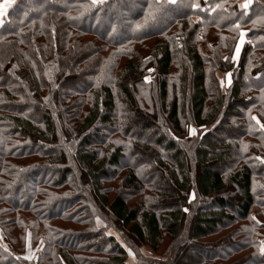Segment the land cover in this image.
<instances>
[{"label": "trees", "instance_id": "1", "mask_svg": "<svg viewBox=\"0 0 264 264\" xmlns=\"http://www.w3.org/2000/svg\"><path fill=\"white\" fill-rule=\"evenodd\" d=\"M242 1L11 5L0 264H264V0Z\"/></svg>", "mask_w": 264, "mask_h": 264}, {"label": "rangeland", "instance_id": "2", "mask_svg": "<svg viewBox=\"0 0 264 264\" xmlns=\"http://www.w3.org/2000/svg\"><path fill=\"white\" fill-rule=\"evenodd\" d=\"M16 0H10V2L6 3V0H4L0 5H5L3 10H2V14H0V26L2 25L3 23V16L5 15L6 11L11 7L12 4L15 3ZM104 1V0H102ZM244 3V0L241 2V4ZM231 74V83L229 84L228 83V77L226 76V73L224 72H217V77H218V80H219V84H220V88H221V91L223 93H228L229 92V89H230V86L232 85L233 83V72H230ZM190 129H194V134H189L190 136H194L195 138L198 137V135L201 134V132L204 131L203 128H200V129H196L194 128L193 126H190L189 127V131ZM188 131V133H189ZM107 187H112L110 185H107ZM230 193V192H228ZM232 194V193H230ZM0 237L2 238V241H5L4 237L2 234H0ZM5 243V242H4ZM7 243V242H6ZM125 244V243H124ZM7 245V244H6ZM29 247V245H28ZM140 250V253L141 255L144 257V258H148V259H162V258H165L166 256H164L163 252H164V248L162 249V251L158 252V253H154L153 251H151L150 249H148L147 247H141L139 248ZM195 253L194 252H189V258H187L186 260V263L187 264H190V259L193 258V255ZM33 256V251H31L30 249L28 250L27 254H26V257H32ZM142 262H140V260L133 254L131 253L130 251V254H129V259H128V264H141Z\"/></svg>", "mask_w": 264, "mask_h": 264}, {"label": "snow or ice", "instance_id": "3", "mask_svg": "<svg viewBox=\"0 0 264 264\" xmlns=\"http://www.w3.org/2000/svg\"><path fill=\"white\" fill-rule=\"evenodd\" d=\"M8 2H10V0H6V3H8ZM97 2H98V0H92V3H93V4H95V3H97ZM250 4H251V0H244V3L241 5V7L244 8V9H247V8L249 7ZM4 6H5V5H0V14H2V10H3ZM191 6L194 7V8H195V7H199V5H198V4H195V3L192 4ZM218 6H219V5H218ZM151 16H152V13H151V12L148 13V14L146 15V17H145V21H147ZM253 23H256V21H253ZM140 27H141V25H139V24L136 25V28H140ZM236 27L239 28L240 25L237 24ZM245 35H246V34H245L243 31L240 32V37H241V39H240V43L237 44L236 47H235V54L232 56V59H233V60L237 59L238 56H239V53H240L241 47H242L243 44L245 43V39H244ZM225 59H228V58L225 57ZM226 76L228 77V83L230 84V83H231V79H230L231 74H230V73H226ZM144 79H145V81H147V80L149 79V77H145ZM253 119H255V117H253ZM258 123H259V121H258ZM189 134H190V135H191V134H194V129H190ZM193 195H194V194H193ZM253 219H254V218H253ZM262 251H264V249H262Z\"/></svg>", "mask_w": 264, "mask_h": 264}, {"label": "crops", "instance_id": "4", "mask_svg": "<svg viewBox=\"0 0 264 264\" xmlns=\"http://www.w3.org/2000/svg\"><path fill=\"white\" fill-rule=\"evenodd\" d=\"M244 39H245V37H244ZM239 43H240V41H239ZM238 43V44H239ZM244 45V44H243ZM242 49H243V46L241 47V50H240V53H239V56H238V58L236 59L237 61L239 60V58H240V55H241V52H242Z\"/></svg>", "mask_w": 264, "mask_h": 264}]
</instances>
